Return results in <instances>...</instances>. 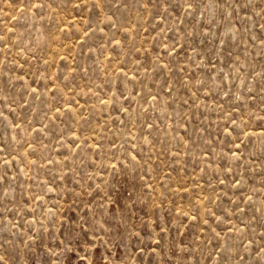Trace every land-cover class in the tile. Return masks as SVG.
I'll return each mask as SVG.
<instances>
[{"label": "rangeland", "instance_id": "obj_1", "mask_svg": "<svg viewBox=\"0 0 264 264\" xmlns=\"http://www.w3.org/2000/svg\"><path fill=\"white\" fill-rule=\"evenodd\" d=\"M262 128L264 0H0V264H257Z\"/></svg>", "mask_w": 264, "mask_h": 264}, {"label": "snow or ice", "instance_id": "obj_2", "mask_svg": "<svg viewBox=\"0 0 264 264\" xmlns=\"http://www.w3.org/2000/svg\"><path fill=\"white\" fill-rule=\"evenodd\" d=\"M149 3H151V0H149ZM35 6L37 8H40V7H43V4H37ZM99 6H100L99 3H97V7H99ZM237 6H239V5H237ZM145 7H147V5H145ZM186 7L188 9L193 8V3H187ZM161 19H163V17H161ZM261 131L264 132V128H262ZM261 227L264 228V225H261ZM237 255H239V254H237ZM258 255L261 256V260L257 261V264H264V249H261L260 252H258ZM2 260H3V257H0V261H2Z\"/></svg>", "mask_w": 264, "mask_h": 264}]
</instances>
